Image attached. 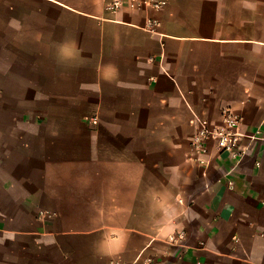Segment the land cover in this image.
Segmentation results:
<instances>
[{"label": "crops", "instance_id": "1", "mask_svg": "<svg viewBox=\"0 0 264 264\" xmlns=\"http://www.w3.org/2000/svg\"><path fill=\"white\" fill-rule=\"evenodd\" d=\"M114 1L0 0V264H264V0Z\"/></svg>", "mask_w": 264, "mask_h": 264}, {"label": "built area", "instance_id": "2", "mask_svg": "<svg viewBox=\"0 0 264 264\" xmlns=\"http://www.w3.org/2000/svg\"><path fill=\"white\" fill-rule=\"evenodd\" d=\"M139 0H130V3L135 6ZM123 5L122 1L115 0L112 2L113 8H119ZM162 2L153 1L151 6L154 10L163 8ZM97 119L93 118L92 123H96ZM241 118L236 116L230 108L222 109V122L219 125H212L207 120L195 121V133L192 137L191 145L200 157H205L209 152V145L214 144L215 147L222 153H227L234 158L241 159L244 152L241 151V142L244 137L240 132ZM201 164L205 160H200ZM113 264H120L114 262ZM134 264H153L149 258L136 261Z\"/></svg>", "mask_w": 264, "mask_h": 264}]
</instances>
